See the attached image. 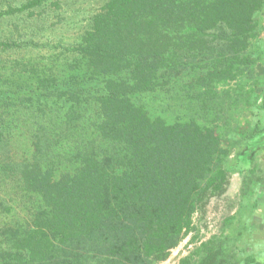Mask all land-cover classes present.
Here are the masks:
<instances>
[{"label": "trees", "instance_id": "1", "mask_svg": "<svg viewBox=\"0 0 264 264\" xmlns=\"http://www.w3.org/2000/svg\"><path fill=\"white\" fill-rule=\"evenodd\" d=\"M263 10L264 0H109L72 48L86 62L83 75L0 89V187L34 195L45 208L8 250L0 247V264L165 262L222 188L230 150L218 115L211 126L189 115L169 120L136 100L169 92L175 75L189 72L196 108L218 110L207 99L214 86L256 80L247 53ZM219 27L229 39L209 43ZM256 89L251 84L246 97ZM259 98L264 107V92ZM89 108L95 115L87 120ZM235 132L247 139L240 126ZM22 136L18 159L12 146ZM222 250L209 242L178 264H228Z\"/></svg>", "mask_w": 264, "mask_h": 264}, {"label": "rangeland", "instance_id": "2", "mask_svg": "<svg viewBox=\"0 0 264 264\" xmlns=\"http://www.w3.org/2000/svg\"><path fill=\"white\" fill-rule=\"evenodd\" d=\"M28 1L0 0V11L10 12L0 19V89L15 90L45 77L66 82L83 75L86 62L72 48L82 42L94 16L109 0H47L41 6L12 12V8L17 10ZM257 20L261 33L247 53L255 62L256 80L214 86L216 97L206 98L218 110L196 108L198 93L185 86L192 78L189 72L180 76L172 73L174 84L169 92L149 93L136 100L154 117L162 114L169 120L189 115L211 126L218 115L223 147L230 150L223 162L226 179L222 188L194 216L193 229L160 264H178L209 242L223 247L220 258L227 259L228 264H264V107L259 98L264 92V10ZM229 37L227 30L219 27L209 34L208 40L213 43ZM251 84L257 85L256 94L246 97ZM164 105L171 109L166 111ZM43 112L39 114L43 116ZM84 113L87 120L95 115L91 108ZM45 114L54 118L49 108ZM64 114L59 111L57 118ZM238 126L247 139L235 132ZM26 148L27 140L22 136L13 142L14 157L20 159ZM9 188L0 187V247L6 250L16 232L45 212L38 197Z\"/></svg>", "mask_w": 264, "mask_h": 264}]
</instances>
